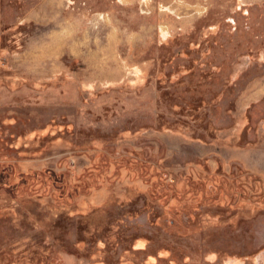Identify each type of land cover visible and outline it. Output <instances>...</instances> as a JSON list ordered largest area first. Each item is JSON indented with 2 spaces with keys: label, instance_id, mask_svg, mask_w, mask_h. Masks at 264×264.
Returning <instances> with one entry per match:
<instances>
[{
  "label": "rangeland",
  "instance_id": "obj_1",
  "mask_svg": "<svg viewBox=\"0 0 264 264\" xmlns=\"http://www.w3.org/2000/svg\"><path fill=\"white\" fill-rule=\"evenodd\" d=\"M0 264H264V0H0Z\"/></svg>",
  "mask_w": 264,
  "mask_h": 264
}]
</instances>
